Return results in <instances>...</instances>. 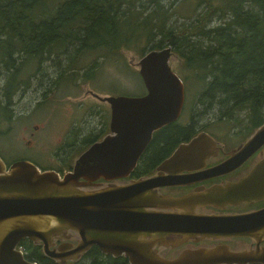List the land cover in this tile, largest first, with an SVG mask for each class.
<instances>
[{
	"label": "water",
	"instance_id": "water-1",
	"mask_svg": "<svg viewBox=\"0 0 264 264\" xmlns=\"http://www.w3.org/2000/svg\"><path fill=\"white\" fill-rule=\"evenodd\" d=\"M174 57L169 45L140 58L136 64L147 90L143 95L89 91L109 104L110 132L82 152L71 170L42 169L28 159L7 164L0 155V264H39L26 258L20 246L24 239L41 244L44 254L60 264L77 261L96 245L104 254L127 256L129 264H264V247L236 250L226 243L191 245L168 255L191 240L264 234V210L226 218L181 210L201 205L203 195L223 193L229 202L238 196L264 199V160L226 188L181 197L162 192V187L197 182L201 173L186 172L218 153L217 140L202 131L182 141L154 173L123 180L138 165L154 132L182 115L186 85L172 68ZM263 145L264 123L238 152L209 168L207 178L235 170ZM58 240L62 243L55 247Z\"/></svg>",
	"mask_w": 264,
	"mask_h": 264
},
{
	"label": "trees",
	"instance_id": "trees-1",
	"mask_svg": "<svg viewBox=\"0 0 264 264\" xmlns=\"http://www.w3.org/2000/svg\"><path fill=\"white\" fill-rule=\"evenodd\" d=\"M134 1L0 0V135L9 131V127L3 128L4 124L14 118V98L29 90L44 63L55 71L58 64L64 66L57 81L79 77L81 69L82 78L90 77L99 62L85 68L79 56L95 50L106 51L108 56L133 45L144 48L142 56L149 50L171 45L199 79L205 72L210 76L200 100L214 99L215 106L224 109L229 106L225 115H232L235 109H249L252 131L264 123V0H195L194 14L200 12L179 30L168 27L170 13L159 2L147 13L139 10ZM231 10L230 22L213 28L205 25L216 11L224 16ZM204 17L206 21L201 22ZM158 35L160 39L156 38ZM204 37L212 42L205 47ZM35 65V70L27 74ZM183 80L187 82L186 78ZM109 132L106 121L97 133L75 143L77 129H73L60 147L64 167L56 171L63 174L71 170L76 158ZM195 134L194 124L184 126L179 120L155 131L131 177L154 173L182 141ZM20 246L31 261L60 264L44 254L41 244L24 239ZM86 255L91 258L89 264H129L124 258L105 256L98 246Z\"/></svg>",
	"mask_w": 264,
	"mask_h": 264
},
{
	"label": "rangeland",
	"instance_id": "rangeland-1",
	"mask_svg": "<svg viewBox=\"0 0 264 264\" xmlns=\"http://www.w3.org/2000/svg\"><path fill=\"white\" fill-rule=\"evenodd\" d=\"M134 2L139 10L147 13L152 12L159 2L165 10H168L167 14L170 13L167 20L168 27L177 30L194 21L197 13L200 12L198 10L194 14L195 0H135ZM218 13L216 11L212 18L210 13L209 20L206 21L207 17H204L201 22L206 21L207 28H213L232 20L233 10L224 16L217 15ZM156 38L160 39L161 35ZM196 40L199 41L200 38ZM211 43L207 37H204L203 47ZM149 47L150 45H147V50ZM143 49L133 45L131 49L122 48L108 56L106 51L99 50L79 56L80 64L85 68L95 61L99 62V66L90 72L91 76H83V78L81 74L84 69H81L79 77L57 81L58 74L64 66L58 64L55 71L48 66L49 64L44 63L41 72L37 75L38 78L32 79L29 90L19 93L14 98V118L11 122L4 124L3 128L9 127V131L0 135V155L6 162L30 159L45 168L57 170L64 167L61 160L64 153L60 147L73 129H77L75 143H79L82 137L97 133L106 121L109 122L110 127L109 104L99 101L89 91H95L104 96H136L146 93L145 84L136 64L142 57ZM171 65L182 79H187L186 102L179 123L184 126L194 124L196 131L205 129L211 132L225 143L227 148L237 146L250 135L252 124L249 109L241 111L235 109L232 110V115H225L229 106L224 109L218 105L215 106L214 99L212 101L199 99L206 87L204 83L210 79L207 72L199 79L194 70L188 68L178 57L171 60ZM35 68L36 65L30 71L28 70L27 74L32 73ZM44 92H46L45 95ZM36 125L39 128L36 129ZM28 141L31 142L28 143ZM86 257L68 264H89L90 256Z\"/></svg>",
	"mask_w": 264,
	"mask_h": 264
},
{
	"label": "flooded vegetation",
	"instance_id": "flooded-vegetation-1",
	"mask_svg": "<svg viewBox=\"0 0 264 264\" xmlns=\"http://www.w3.org/2000/svg\"><path fill=\"white\" fill-rule=\"evenodd\" d=\"M35 128H39L38 125L35 126ZM256 129V128H255ZM255 129L250 133V135L240 142L237 146L227 148L226 144L220 141L214 134L211 132L200 129L196 131V134L206 131L210 133L216 140H217V146L219 147V151L216 155L212 156L207 160V162L204 165H201V168L196 169L195 171H189L186 173H194L199 172L201 174L196 175V178H198L197 182L189 183L187 185H178V186H169V187H162L161 191L170 195H173L175 197H181L189 194H201L202 192L206 191L207 189H213V188H226L229 184H236L239 183L244 177L248 176L255 167L260 164L264 160V145L260 147L249 159L241 163L238 168L235 170L217 176L213 178H207L209 175L207 170L211 167L217 166L218 164L226 161L231 157L232 152H238V149L240 148L243 143L246 142V140L254 133ZM31 141H28L30 143ZM30 160V159H28ZM17 161V160H16ZM32 161V160H31ZM15 162V161H13ZM13 162H7V164H11ZM41 167V166H40ZM42 168V167H41ZM43 169V168H42ZM69 171V170H67ZM65 171V172H67ZM64 172V173H65ZM264 175V174H263ZM137 179L136 177H131V175L123 180H130V179ZM264 180V178H263ZM204 189V190H203ZM220 191V190H219ZM216 193V192H212ZM204 197L201 198V205L198 207H188L186 209L181 210H198L200 213L211 215L217 218H226V217H232V216H240L245 215L249 213H256L261 210H264V199L258 200L255 202L248 201L252 199V196H247L246 199H241V197H234L231 199V202L226 201V199L223 196V193L216 194L214 197L216 198H210L208 195H203ZM212 202V203H210ZM145 210V209H144ZM146 210H154V209H146ZM175 210V209H171ZM225 222V221H224ZM227 224V223H226ZM74 243V246L77 244V240H72ZM62 241H57L55 247H58L59 244H61ZM221 243L228 244L232 249L236 250H245V249H257L258 247H264V234L262 235H256L255 237H248V236H241V235H233L231 237H225V238H206L200 241H188L183 243L179 248L177 249H171L168 252V255H174L178 250H181L185 247L193 246V245H217ZM97 246V245H96ZM94 247V246H93ZM92 247V248H93ZM91 249V248H90ZM86 251L83 253L80 259L77 261L69 260L66 264L69 262H78L81 259H83L86 254L90 251ZM101 251V249H100ZM102 254H104L101 251ZM107 257H113L116 259H126L128 260V257L125 255H121L119 257H115L113 255H107L104 254ZM87 258V257H86ZM129 261V260H128ZM91 262V258H90Z\"/></svg>",
	"mask_w": 264,
	"mask_h": 264
}]
</instances>
